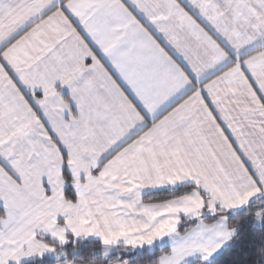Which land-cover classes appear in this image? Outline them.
I'll list each match as a JSON object with an SVG mask.
<instances>
[{
    "label": "snow or ice",
    "instance_id": "snow-or-ice-1",
    "mask_svg": "<svg viewBox=\"0 0 264 264\" xmlns=\"http://www.w3.org/2000/svg\"><path fill=\"white\" fill-rule=\"evenodd\" d=\"M0 264H264V0H0Z\"/></svg>",
    "mask_w": 264,
    "mask_h": 264
}]
</instances>
